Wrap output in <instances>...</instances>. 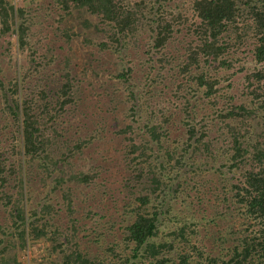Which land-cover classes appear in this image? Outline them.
Returning <instances> with one entry per match:
<instances>
[{
    "label": "rangeland",
    "instance_id": "obj_1",
    "mask_svg": "<svg viewBox=\"0 0 264 264\" xmlns=\"http://www.w3.org/2000/svg\"><path fill=\"white\" fill-rule=\"evenodd\" d=\"M7 1L9 8L24 11L18 13V26L25 22L27 44L20 48L16 27L5 31L0 23V166L6 180L1 193L14 197V211L9 214L0 193V252L17 257L21 264H184L186 256L211 264L228 250L242 247L246 238L253 240L257 222L241 217L233 197L242 186L238 179L243 172L231 168L234 138L225 126L227 119L218 117L228 102H222L225 96L250 112L239 126L242 147L248 152L244 171L250 170L251 147L264 141V80L258 83L249 77V67L240 61L249 53L248 41L239 52L234 48L215 61L201 51L198 63L185 72L187 48L197 54L203 43L190 28L201 21L186 9L192 0L160 2L164 11L182 15L175 27L179 30L160 52L150 50L153 36L148 27L137 33L136 49L132 43H125L124 51L100 49L103 36L95 31L100 19L86 9L65 12L56 0ZM138 2L152 8V17L163 13H156V0H124L130 7ZM68 59L71 72L64 70ZM121 71L130 72L131 79L125 85L119 79L123 90L113 93L111 76ZM65 73L71 77H64ZM200 74L220 80L213 88L218 93L211 101L215 106L204 97L206 88L196 86ZM225 75L232 76L231 83L224 82L221 76ZM69 80L76 104L51 108L60 103L49 90H58ZM257 85L263 88L256 89ZM128 87L136 110L133 96L124 97ZM259 93L260 98L254 95ZM41 94L49 99V112L41 105L44 99L37 101ZM28 115L36 116L31 121L36 128L72 131L68 137L82 143L67 145L64 136L51 143V152L48 146L38 145L45 154H28L22 125ZM129 125L132 132L126 130ZM153 126L159 130L158 140ZM73 149L80 156L63 157ZM46 157L65 162V168L47 173ZM176 160L193 164L185 183L178 186L175 173L169 171L166 184L155 187L151 179L160 166H175ZM80 175L86 178H74ZM192 175L196 176L190 181ZM68 190L70 195L65 194ZM42 205L55 210L47 217L43 214L49 224L47 235L38 241L18 239L25 225L17 227L14 213L27 209L26 230L31 229L32 222L42 220ZM154 211L162 218L155 240L159 253L152 259L144 254L151 250L144 248L137 256L128 242L129 229L140 215L156 217ZM261 254L243 256L242 264H262Z\"/></svg>",
    "mask_w": 264,
    "mask_h": 264
},
{
    "label": "trees",
    "instance_id": "obj_2",
    "mask_svg": "<svg viewBox=\"0 0 264 264\" xmlns=\"http://www.w3.org/2000/svg\"><path fill=\"white\" fill-rule=\"evenodd\" d=\"M156 1L158 6L156 13H159L160 11L163 12L161 15H158V17H152V8L149 9L143 2L135 3L133 7L126 5L124 0H56V3L59 5V8L65 12H69L72 8L78 10L86 9V11H88L91 15L100 19V27L95 30L103 36L104 42L99 44L100 49L124 51L127 49V45L125 43H132L134 45V49H136L138 47V40H136V36L143 26L148 27L153 36V42L150 45V50L160 52L161 49H163V47H165L173 38L175 32L179 30V28L175 27L177 24L179 25L181 23L180 20L182 19V15L179 13L172 15L171 13L164 11L163 4L160 2H165L167 0ZM242 2L243 0H192V2L186 7L187 10L191 9L192 15L201 19L199 24H193L190 28H194L195 34L200 37L203 43H200L198 46L197 54H194V52L190 50V47L187 48L190 55L186 60L184 68L185 72H188L190 66L198 63L201 51L205 54V56H208V58L213 57L215 61L216 59H221L225 53L232 51L234 48L239 52L242 48L241 45L248 41L249 53L242 57L240 61L244 66L249 67L248 70L251 72L249 77H253L258 83L264 80V0H248L245 4ZM18 13L24 15L23 10H17L13 7L9 8V1L0 0V23L4 27L5 31H11L13 26H15L19 46L20 48H25L27 44L25 42L27 27L25 22H22L18 26ZM185 22L186 20H184V23ZM190 28H188L189 31ZM129 37L132 39L128 40ZM92 61L95 60L92 59ZM206 62H209V60H206ZM225 63V61H222L220 67H224ZM32 68L37 69V65H32ZM64 68L65 71L71 72L69 71V59L64 62ZM64 77L70 78L71 75L65 73ZM111 77L115 79V82L112 83L114 85L112 88L114 89L113 93H116V90H123L122 86L119 85V79L123 85L129 84V80L131 79L130 72L124 71L118 72L116 76ZM221 77L224 82L231 83L232 76L225 75ZM219 83L220 80L218 78H210L208 77V74L206 75V79L203 74L197 76L196 86L198 88H206L204 97L208 99V102L212 106L215 105L211 101L216 100L214 97L215 95H218L213 88ZM261 88H263L261 85L256 86V89ZM130 89L129 87L126 88V93H124L125 98L133 96ZM49 92L55 94L58 102L60 103L58 106L51 107L53 109H63L74 102L76 104L74 84L70 80L64 83L60 89L55 91L49 90ZM254 95H256V97L259 96V98L261 97L260 93ZM43 99L44 97L41 94L37 100L38 103ZM130 100L133 109L136 110L137 106L134 102V96ZM221 100L222 102L228 100V102H226L224 108L220 109V113L217 112L218 117L222 120L227 119L225 126L231 131L230 134H232V138H234L235 142V152L231 158V168H241L243 171L240 173V177L238 179V185L242 186H238L236 188L237 192H234L233 194L236 201L235 204L238 206V213L240 214L242 212L241 217L244 216L246 219L256 221L259 230L255 232L253 240L246 238L247 241L242 242V247L236 246L233 249L228 250L227 254H221L212 260V263L233 264L236 259H239L235 264H242L245 260L243 256L250 257L253 254L258 255L261 252H263L261 257L264 260V141L260 140L258 142L259 144H255L251 147L250 170L244 171L243 165L247 162L245 161V155H247L248 152L242 147L243 145L241 143V139L243 140V137L239 126L246 119H248L246 114L248 113L250 115V112H248L244 105L229 103L232 100L231 96H225ZM48 101L49 99H44L41 105L44 104V106L48 109V107H50L46 104ZM229 104H231V106H229ZM139 105H142L141 99ZM25 112L30 113V110L26 109ZM50 116L53 118L57 117L56 115ZM35 117V115H28L27 118H24L22 121V125L24 127V146L28 154H45L46 146H48L50 150L51 143L64 138V136H66L65 143H67V145L75 144L80 146L79 144L82 143L79 138L74 137L71 139V137H68L69 134L74 133L72 131H62L59 127H49L50 129L48 127L44 129L36 128L31 122L35 119ZM150 118L151 120L156 121L154 114H151ZM187 125L192 127L191 124ZM192 128L195 129L194 127ZM151 129H154L158 140L160 134L157 126H153ZM126 130L132 132L133 128L129 125ZM194 136L195 135L192 136V139ZM201 140L202 136L198 137L195 143L199 145ZM38 145H44L45 149L42 150ZM260 146L262 148H260ZM80 149L81 147H79L78 151H80ZM75 155H77V157L80 156L76 153L75 149H73V151L63 154V157L69 156L73 158ZM46 163V172L49 174L54 173L53 171L56 172L59 169L65 168V162H62L58 158L46 157ZM191 166H193V164L187 165L179 160H176L175 166L171 167H169V164L164 163V165L160 166L158 170L159 172L155 174L152 179V173L149 174V177L155 187L159 188L166 184L167 181L165 178L167 173L171 171L175 173L178 186H180L187 180L188 169ZM14 171L16 172V170L10 171V177L14 174ZM2 174L3 168L0 166V193L2 192L1 188L4 187V183L6 181L5 178L2 177ZM195 176L196 175H192V178L189 180L191 181ZM74 178L78 181H83L86 176L80 175ZM149 183V180H147V183L144 182V191H146L145 189ZM56 185L58 186L60 183ZM65 194L70 195V191L68 190ZM1 195L4 198V207L8 209L9 214L10 212L13 214L14 204L12 198L14 197L7 193H1ZM65 200L67 204L69 202L71 203V199H69V197H65ZM141 201L145 202L146 200L141 199ZM44 206L45 207H43V205L41 206L39 212L42 220L39 219L36 220V222H32L31 229L29 227L27 230V209L24 211L20 208L14 213L13 218L17 227H19V224L25 225V229L19 232L18 239L20 238L21 240H24L26 237L29 240L38 241L47 235L49 224L47 223V219L44 220L45 216H43V214L47 217V214L52 215V212L55 213V210L54 207L52 208L50 205ZM68 209L72 210V207L68 206ZM153 213L156 217L140 215L136 222L130 227L128 238V242H131L134 245L133 253L135 255L140 256L142 251L150 249L151 251H145L146 253L144 254L152 259L159 253L158 244L155 240L158 234V228L162 225V218H160L161 213H158V211H154ZM55 233L56 232L54 231L53 235L57 236ZM233 253L235 257H232ZM144 258L147 260L146 256H144ZM226 258L229 259L226 260ZM77 259H80V256H78ZM163 261L168 262V260ZM183 263L205 264L203 262L200 263L199 260H192L189 256L185 257ZM0 264H21V262L15 256L12 258L8 253L0 252ZM170 264L176 263L174 261H170ZM262 264H264V262Z\"/></svg>",
    "mask_w": 264,
    "mask_h": 264
},
{
    "label": "clouds",
    "instance_id": "obj_3",
    "mask_svg": "<svg viewBox=\"0 0 264 264\" xmlns=\"http://www.w3.org/2000/svg\"><path fill=\"white\" fill-rule=\"evenodd\" d=\"M115 80V79H114ZM23 130H24V128H23ZM50 152L52 151L51 149L49 150Z\"/></svg>",
    "mask_w": 264,
    "mask_h": 264
}]
</instances>
